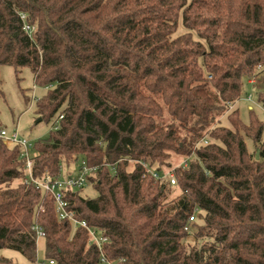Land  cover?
<instances>
[{
  "label": "trees",
  "instance_id": "obj_1",
  "mask_svg": "<svg viewBox=\"0 0 264 264\" xmlns=\"http://www.w3.org/2000/svg\"><path fill=\"white\" fill-rule=\"evenodd\" d=\"M4 65L47 88L35 110L53 129L33 141V175L96 167L97 196L65 198L107 239L60 219L25 181L22 147L0 138V250L39 263L40 227L47 264H264V157L246 141L263 140L264 122L229 113L264 68V0H0ZM174 153L191 160L170 168ZM162 166L176 183L148 171Z\"/></svg>",
  "mask_w": 264,
  "mask_h": 264
},
{
  "label": "rangeland",
  "instance_id": "obj_2",
  "mask_svg": "<svg viewBox=\"0 0 264 264\" xmlns=\"http://www.w3.org/2000/svg\"><path fill=\"white\" fill-rule=\"evenodd\" d=\"M186 31L182 20L179 22L177 34ZM196 35V34H195ZM197 37V36H195ZM264 68H260L257 75L245 80L243 94L237 101L236 105H231L229 113L238 108L240 112V118L243 122L249 123L251 113L254 112L261 122H264V104L258 100V93L263 89L264 84ZM47 91L44 86L35 85L34 74L30 67L23 68L18 74L15 68L10 65H4L0 67V122L1 127L6 128L9 133H12L16 129L19 130L21 136L26 137L32 141H36L40 138H46L50 135L53 129V123L42 121L36 114L35 101L36 97H41ZM251 95V100L247 98ZM33 96H36L35 98ZM231 103H228L230 105ZM222 124L230 125L227 116L222 119ZM264 140V136H263ZM257 144L252 139L246 138L249 151L255 155L256 159H262V142ZM185 160H191L190 157L178 154H172L169 162L170 168H175L185 162ZM70 167H73L71 164ZM165 172L169 171V167L162 166ZM220 183L225 187L224 180ZM181 193L180 188L176 185L175 190L171 194V198L178 196ZM83 194L89 197H96L97 191L95 187L89 183L85 186ZM195 227L202 223L200 218L196 217L194 220ZM195 230V228L193 229ZM190 229L189 232H194ZM189 242L194 243V238L190 236L187 239ZM0 255L12 259L14 264H35L30 262L20 252L12 249H1ZM38 257L39 263L43 264L45 261V243L43 238L38 239Z\"/></svg>",
  "mask_w": 264,
  "mask_h": 264
},
{
  "label": "built area",
  "instance_id": "obj_3",
  "mask_svg": "<svg viewBox=\"0 0 264 264\" xmlns=\"http://www.w3.org/2000/svg\"><path fill=\"white\" fill-rule=\"evenodd\" d=\"M26 15H23L25 18ZM25 29L29 32H33L34 27L30 26L29 24L25 25ZM34 98L36 96H33ZM247 98L251 100V95H248ZM231 105V104H230ZM63 116L61 115L60 118ZM58 127V124L55 125V128ZM0 138L4 140V142L9 145H20L22 147L21 157L25 158L26 160V172L27 175L25 177V181L29 183H34L38 188L51 193L55 200L56 211L60 217V219L70 220L75 225L83 226L87 228L91 234L93 241H95L99 246L107 239L106 237L99 234V232L90 227L85 220H79L76 218L73 211L69 210L68 208V201L65 198V192L68 190H75L84 188L86 185L90 183L89 175L92 174L97 168L90 167L86 163H82L81 169L74 171L70 174H61L58 176H53L51 174H45L42 178H36L33 175L32 167H33V157L36 155V152L33 149V141L23 137L20 135L19 130L16 129L12 133L6 128H2L0 130ZM186 164V160L184 162ZM153 176L157 179L163 177H170L171 182L174 184L176 180L174 178L173 170L169 169V171L161 174L158 170L154 168H150L148 170ZM195 220V216H191L190 221L193 222ZM186 229L190 231V226H187ZM38 237L43 238L45 237V232L42 228L38 227ZM105 260V259H103ZM43 264H47V262H43ZM48 264H54L53 260H50Z\"/></svg>",
  "mask_w": 264,
  "mask_h": 264
},
{
  "label": "water",
  "instance_id": "obj_4",
  "mask_svg": "<svg viewBox=\"0 0 264 264\" xmlns=\"http://www.w3.org/2000/svg\"><path fill=\"white\" fill-rule=\"evenodd\" d=\"M40 120H41V118H40Z\"/></svg>",
  "mask_w": 264,
  "mask_h": 264
}]
</instances>
